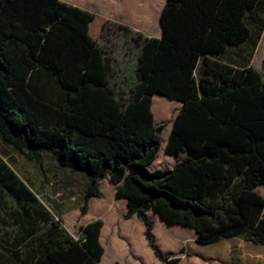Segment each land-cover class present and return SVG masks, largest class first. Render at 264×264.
Listing matches in <instances>:
<instances>
[{"label":"trees","instance_id":"16d2710c","mask_svg":"<svg viewBox=\"0 0 264 264\" xmlns=\"http://www.w3.org/2000/svg\"><path fill=\"white\" fill-rule=\"evenodd\" d=\"M259 1L166 0L160 38L111 21L96 38L94 14L65 1L0 0V141L84 174L81 214L108 177L163 264L192 263L161 253L149 210L193 229L200 244L264 243V74L215 58L251 38L247 16ZM155 94L165 96L155 98L162 116L167 98L183 103L165 146L172 168H150L161 149ZM10 179L15 199L36 202L11 171ZM45 225L36 264H99L102 220L80 226L78 239L59 221Z\"/></svg>","mask_w":264,"mask_h":264},{"label":"crops","instance_id":"0c3cea01","mask_svg":"<svg viewBox=\"0 0 264 264\" xmlns=\"http://www.w3.org/2000/svg\"><path fill=\"white\" fill-rule=\"evenodd\" d=\"M62 1L94 14V19L89 25V32L93 37H101L103 26L107 21L122 24L129 28L130 33L140 32L148 38H160L162 36L161 14L166 0ZM247 20L252 31L251 38L239 45L227 46L222 54L215 57L216 59L236 68H244L250 65L257 68L254 64L255 56L257 53L259 55L264 43V0L259 1L257 6L248 14ZM258 33H260L259 38L255 36ZM259 66L257 69L264 74V56ZM156 95L159 96L161 94ZM176 101L178 102L177 108L179 111L183 103L180 100ZM154 106L157 109V115L156 111L153 112L154 121H156L162 115L159 112L158 105H154L153 103V110ZM170 108L172 107H169L168 112ZM183 156L184 154H181V157ZM175 162L176 159L170 155L167 156L166 160L161 161L157 154V158L151 163L150 168H172ZM10 171L33 194L37 203L33 201L34 198H30L32 200L27 201L25 200L26 197H20L17 200L10 194L6 188L9 183L14 182L10 179ZM2 177L4 180L1 179ZM57 204L64 203L51 202L47 204L37 197L34 191L0 155L1 264H36L37 261L41 260V250L34 238L37 235L36 232L42 226L44 230H48L49 228L45 224L47 222L51 224L52 220L59 221L60 226L74 239H78L81 234L80 226L102 220L103 226L100 231L99 241L104 248V253L101 256L99 264H113L116 261L121 264H163L149 246L145 237L143 222L137 215H132L131 217L125 216L128 211L126 198H117L115 194H112L107 200L104 198V195L102 197H90L87 212L81 214V208L84 204V198H82V203L70 210L76 213L73 225L70 226L65 222V214L69 212L67 211L69 208ZM34 210L41 211L42 219L36 221L35 213H33ZM146 216L153 225V238L162 254H175L178 252L181 254V249L184 248L185 253L183 255L198 253L219 256L223 252L230 250L231 245L236 243L233 240L237 239L240 242L242 240L239 237H231L209 244H200L195 239L196 233L193 229L192 231L191 228L180 225L167 226L160 219L159 215L152 210L147 211ZM78 220L80 221V225L77 236L75 230ZM44 242L46 243L47 241L45 240ZM244 242L250 244L251 254L257 256V262L264 264V243ZM191 263L197 264L196 262Z\"/></svg>","mask_w":264,"mask_h":264},{"label":"rangeland","instance_id":"374dc122","mask_svg":"<svg viewBox=\"0 0 264 264\" xmlns=\"http://www.w3.org/2000/svg\"><path fill=\"white\" fill-rule=\"evenodd\" d=\"M263 56L264 43L259 55L257 53L255 56L254 64L257 68L260 67L259 63L263 59ZM157 97L158 96L156 95L155 98ZM153 100L155 105L156 101L154 98ZM168 100V107L172 108H170V111L164 116H161L160 119L155 121L161 137V149L158 152V157L161 161L166 160L167 156H169L165 153V145L171 131V121L174 119L178 111V102L176 100ZM154 111H156L157 115V109H155V106L153 112ZM0 155L42 201L47 204L51 202H63L64 204L57 205H64V207L69 208L67 209L69 212L65 214V222L69 226L73 225L76 213L75 211L70 210L82 203L83 189L86 185V176L84 174L60 168L55 159L50 154L46 153L42 155V160L40 162L29 161L1 141ZM100 186L106 200L109 199L112 194H115L114 185L110 182L108 177L101 181ZM259 189L264 195V186ZM79 225L80 221L78 220L75 230L77 236ZM233 241L236 243L231 245L230 250L223 252L219 256H209L198 253H187L186 255H183L185 253L184 248L181 249L183 250L181 254L178 252L175 253V255H178L181 258H187V262H196L197 264H259L257 262V256L251 254L250 244L244 242L245 240L243 239L241 242L237 239ZM188 254L191 255V257H189Z\"/></svg>","mask_w":264,"mask_h":264}]
</instances>
